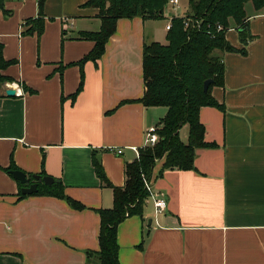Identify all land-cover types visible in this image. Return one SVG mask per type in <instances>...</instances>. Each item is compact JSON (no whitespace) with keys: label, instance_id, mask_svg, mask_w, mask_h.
<instances>
[{"label":"crops","instance_id":"crops-1","mask_svg":"<svg viewBox=\"0 0 264 264\" xmlns=\"http://www.w3.org/2000/svg\"><path fill=\"white\" fill-rule=\"evenodd\" d=\"M89 1L47 0L41 37L24 34L39 16L38 0H7L0 10V43L14 61L3 71L14 82L0 87V264H99L88 252L100 251L98 211L113 208L114 192L102 186L93 159L123 188L126 165L137 159L131 148H145L147 132L168 113L140 102L143 47L167 42L166 27L159 39L155 23L121 19L101 59L74 65L95 46L80 34L101 29ZM246 12L247 45L238 31L226 34L244 52L216 51L225 76L213 96L225 110L200 112L206 141L218 147L199 149L191 171L160 174L157 162L150 185L167 208L158 213L150 195L142 216L118 226L120 264H264V14L253 5ZM186 127L180 137L188 142ZM12 163L27 177L61 182L85 209L54 197L22 199L21 183L4 170Z\"/></svg>","mask_w":264,"mask_h":264},{"label":"trees","instance_id":"trees-1","mask_svg":"<svg viewBox=\"0 0 264 264\" xmlns=\"http://www.w3.org/2000/svg\"><path fill=\"white\" fill-rule=\"evenodd\" d=\"M47 0H38L39 16L26 22L25 35L37 34L41 37L45 29L44 7ZM170 0H90L85 7L99 10L101 29L98 32H83L80 39L95 43L94 48L81 61L83 66L97 62L106 51V45L116 33L121 19L142 18L159 20L163 18ZM7 0H0V10L5 11ZM251 3L257 12L264 14V0H190V11L186 18L201 21V28L185 27L183 17H174L172 27L167 33V44L154 42L143 47L144 96L140 102L145 107H166L167 115L160 121L159 142L155 147L140 149V156L133 163L126 165V184L123 188L114 187L108 180L102 164L94 157L95 173L103 187L114 192V205L111 209L99 210L101 218L100 251L88 252V257L97 255L99 264H120L117 228L127 218L142 216L146 200L150 193L145 185L154 178V169L158 161H163L162 174L166 170H195L194 162L199 149H215L216 143L206 141V128L200 120L204 107L225 108L213 96V89L224 85L225 65L216 51L244 52L234 48L226 38L228 30L237 27L243 45L252 38L248 34L246 5ZM222 25L224 30L218 31ZM4 46L0 43V87L14 81L5 75L14 61L4 57ZM212 80L208 92H204V83ZM82 79L74 99L82 91ZM26 92L34 94L32 89L24 87ZM189 128L188 142L180 137L184 126ZM6 172L20 171L13 163ZM45 176V173H42ZM32 177V176H29ZM28 185L20 184V197H28L22 189ZM36 196L54 197L65 200L72 208L84 210L78 201L68 197L61 182L47 186L38 185ZM89 264V263H88Z\"/></svg>","mask_w":264,"mask_h":264},{"label":"built area","instance_id":"built-area-1","mask_svg":"<svg viewBox=\"0 0 264 264\" xmlns=\"http://www.w3.org/2000/svg\"><path fill=\"white\" fill-rule=\"evenodd\" d=\"M170 4L173 6H177L178 0H170ZM172 19L168 23V26H167L168 30H170L172 27ZM183 19H184V24H185L186 28L196 27L198 30H200L201 21L193 20V19L186 18V17H183ZM217 30L222 31V30H224V27L222 25H218ZM157 131H158V128H156V127H152L149 129V131L146 134L145 147H155L158 144L159 135H158ZM131 149L136 153L137 159H138L140 156V149H138L136 147H132ZM116 153L118 155H121L123 153V149L122 148L116 149ZM146 187H147L150 195L155 199V207L157 209V212L159 213V212L164 211L167 208V203H166L165 199H161V198L157 199L156 197H154V195L152 194V189H151L150 183L146 182Z\"/></svg>","mask_w":264,"mask_h":264},{"label":"rangeland","instance_id":"rangeland-1","mask_svg":"<svg viewBox=\"0 0 264 264\" xmlns=\"http://www.w3.org/2000/svg\"><path fill=\"white\" fill-rule=\"evenodd\" d=\"M189 2L190 0H178V4L177 6H173L170 4V1H169V4L167 5L166 9H165V13H164V16L163 18L159 19V20H149L150 23H155L153 25H155L157 31L159 32V39L162 38V36H164V29L166 27V31L169 32V30L167 29V26H168V23L170 22V20L173 18L172 16H176L178 17V15L180 17H186L190 11V6H189ZM250 5H252L251 3H249L246 7H250ZM172 17V18H171ZM230 30H236L238 31V28L237 27H232L230 28L228 31ZM239 32V31H238ZM162 43L161 44H167L166 40L165 39H162L161 41ZM217 52H215V56L217 55L216 54ZM162 126L160 125H157L156 128L160 129ZM185 131H188V127H186V130H183V132L181 133V136L183 137V134L185 133ZM185 143H187V139H184ZM152 181H149L148 183H151ZM146 185V183H145Z\"/></svg>","mask_w":264,"mask_h":264},{"label":"water","instance_id":"water-1","mask_svg":"<svg viewBox=\"0 0 264 264\" xmlns=\"http://www.w3.org/2000/svg\"><path fill=\"white\" fill-rule=\"evenodd\" d=\"M247 28L244 27L242 30ZM213 83L212 80H208L204 83V92L207 93L210 85ZM6 94L10 97H14L16 95V91L14 89H8ZM13 177L20 182L22 185H28V187H24L22 189V193L24 195H35L38 193V185L40 182H43L47 186H52L53 184L57 183L58 181L49 176H41V175H34L32 177H27V175L22 171H12Z\"/></svg>","mask_w":264,"mask_h":264}]
</instances>
